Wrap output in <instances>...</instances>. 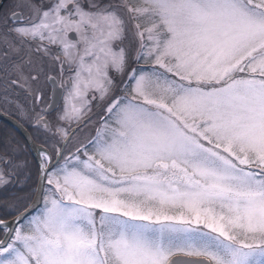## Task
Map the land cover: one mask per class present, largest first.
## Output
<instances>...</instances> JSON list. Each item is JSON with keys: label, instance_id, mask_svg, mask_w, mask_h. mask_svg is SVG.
<instances>
[{"label": "snow or ice", "instance_id": "obj_1", "mask_svg": "<svg viewBox=\"0 0 264 264\" xmlns=\"http://www.w3.org/2000/svg\"><path fill=\"white\" fill-rule=\"evenodd\" d=\"M0 117V264H264V0H0Z\"/></svg>", "mask_w": 264, "mask_h": 264}, {"label": "rangeland", "instance_id": "obj_2", "mask_svg": "<svg viewBox=\"0 0 264 264\" xmlns=\"http://www.w3.org/2000/svg\"><path fill=\"white\" fill-rule=\"evenodd\" d=\"M4 124H9V123H8V122H5V120H3V119H0V132H2V133H3V131H4V128H3ZM9 126H10V127H13V126L10 125V124H9Z\"/></svg>", "mask_w": 264, "mask_h": 264}, {"label": "flooded vegetation", "instance_id": "obj_3", "mask_svg": "<svg viewBox=\"0 0 264 264\" xmlns=\"http://www.w3.org/2000/svg\"><path fill=\"white\" fill-rule=\"evenodd\" d=\"M5 122H7L6 120H5ZM9 123V122H8ZM10 124V123H9ZM9 124H4V125H7V126H9ZM10 125H12L13 127H15L13 124H10ZM10 127V126H9ZM32 130L31 129H29V132H31ZM3 133L2 132H0V135H2ZM22 135V134H21Z\"/></svg>", "mask_w": 264, "mask_h": 264}, {"label": "water", "instance_id": "obj_4", "mask_svg": "<svg viewBox=\"0 0 264 264\" xmlns=\"http://www.w3.org/2000/svg\"><path fill=\"white\" fill-rule=\"evenodd\" d=\"M0 119L6 120L7 122H9L10 124H12V120L11 119H5L3 117H0Z\"/></svg>", "mask_w": 264, "mask_h": 264}]
</instances>
